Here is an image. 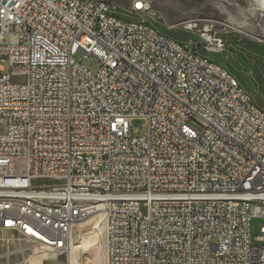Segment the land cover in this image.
Masks as SVG:
<instances>
[{"label":"built area","instance_id":"obj_1","mask_svg":"<svg viewBox=\"0 0 264 264\" xmlns=\"http://www.w3.org/2000/svg\"><path fill=\"white\" fill-rule=\"evenodd\" d=\"M149 9L0 0V264H70L92 216L105 264H264V112Z\"/></svg>","mask_w":264,"mask_h":264},{"label":"rangeland","instance_id":"obj_2","mask_svg":"<svg viewBox=\"0 0 264 264\" xmlns=\"http://www.w3.org/2000/svg\"><path fill=\"white\" fill-rule=\"evenodd\" d=\"M104 1L111 5L116 16L124 18L129 16L130 7L135 0ZM143 1L149 3L150 9L142 15V19L159 32L180 41L187 49L206 55L226 69L251 97L253 103L264 112V15L251 11L249 0ZM188 23L195 25V28L185 30L184 26ZM203 29L208 30L212 37L222 40L221 51L205 53V45L201 39ZM73 59L89 69H95L91 61L84 60L80 54L73 56ZM3 68L2 74L8 75V64L4 63ZM144 124L142 120H134L131 123L134 136L145 133ZM87 220L80 223L85 227L93 223V232L97 240L91 244L89 264H98V254L102 244L100 231L96 225V217L92 216L89 221ZM257 231L258 226L254 223L252 232L257 233ZM2 236L0 232V238ZM72 240V245H77V239L72 237ZM61 261L65 262V258L63 257Z\"/></svg>","mask_w":264,"mask_h":264},{"label":"bare ground","instance_id":"obj_3","mask_svg":"<svg viewBox=\"0 0 264 264\" xmlns=\"http://www.w3.org/2000/svg\"><path fill=\"white\" fill-rule=\"evenodd\" d=\"M249 9L251 11L258 12L260 14L264 15V0H249ZM91 218V217H90ZM90 218L87 220L89 221ZM91 222V221H90ZM96 225L99 228L100 231V238H101V244L100 245V252L98 254V264H105V258H104V228L101 225V221L98 217H96ZM93 223L90 224V226L85 227L83 223H77L75 225V228L73 230V238L77 239L76 243L77 245H72L70 256H69V262L70 264H89V256L91 254V244L96 242V236L93 232ZM96 228V229H98ZM102 249H103V260H102Z\"/></svg>","mask_w":264,"mask_h":264}]
</instances>
